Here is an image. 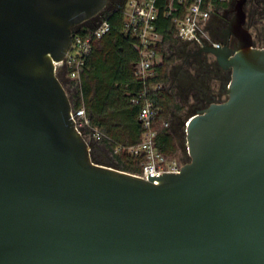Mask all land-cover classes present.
Wrapping results in <instances>:
<instances>
[{"label": "water", "instance_id": "1", "mask_svg": "<svg viewBox=\"0 0 264 264\" xmlns=\"http://www.w3.org/2000/svg\"><path fill=\"white\" fill-rule=\"evenodd\" d=\"M110 0H0V264H264V46L238 12L227 98L192 112L191 158L144 178L98 161L57 75Z\"/></svg>", "mask_w": 264, "mask_h": 264}, {"label": "trees", "instance_id": "2", "mask_svg": "<svg viewBox=\"0 0 264 264\" xmlns=\"http://www.w3.org/2000/svg\"><path fill=\"white\" fill-rule=\"evenodd\" d=\"M123 0H115L103 11V17H108L111 28L101 37H95L92 48L81 72V86L76 107L84 106L92 125L99 127L107 136L104 141L113 156L106 162L117 168L140 173L145 155H136L128 148L139 143L144 136L145 127L140 119V111L145 99L150 98L157 109L154 128L157 130L156 144L161 152L175 156L180 151V144L171 126L165 125L170 121L174 111H180L183 106L177 101L171 86L170 68L175 56L165 46L170 48L177 41L178 27L176 17H184L187 13V3L175 1L173 8L168 0H158L157 29L164 34L161 47L162 59L154 65L155 74L147 80L142 79L136 70L140 53L135 47V37L124 29ZM216 5H227L228 1L207 0ZM168 12H171L168 15ZM92 20V19H91ZM94 25L98 19H93ZM92 20V21H93ZM94 25L82 26L74 33L86 34ZM154 82H162L163 86L154 89ZM147 89L146 97L143 91ZM140 102H133V98ZM125 148L114 153L116 146Z\"/></svg>", "mask_w": 264, "mask_h": 264}, {"label": "built area", "instance_id": "3", "mask_svg": "<svg viewBox=\"0 0 264 264\" xmlns=\"http://www.w3.org/2000/svg\"><path fill=\"white\" fill-rule=\"evenodd\" d=\"M169 6L173 8L175 1L187 3V13L184 17H176L175 21L178 27L177 37L181 40L190 41L199 46L213 43L208 23L212 11L217 6L213 2L207 0H168ZM223 1V0H220ZM127 5L131 8L127 9ZM124 11V29L135 37V47L140 53V60L136 64L138 75L147 80L155 74L154 65L161 61V47L164 42V34L156 27L158 19V0H125L123 4ZM171 12H168V15ZM111 28L108 17H101L96 24L86 33L78 32L73 34L72 45L64 59L55 62L56 73L63 75L67 81H75L78 89L81 86V72L88 58L92 41L95 37H101ZM60 77V76H59ZM154 89L163 86L162 82H154L151 85ZM143 97L147 95V89L143 91ZM133 102H140V98H133ZM72 117L78 130L85 136L86 131L96 140H102L107 136L97 126L91 124L87 116L84 106L76 107L72 105ZM157 117V109L154 102L150 98H146L144 105L140 111V119L142 120L145 132L143 139L130 146L128 149L134 154L145 155L142 171L136 173L144 178L150 175L160 174L164 172H180L182 166L190 161V146L187 140L188 120L184 125V142L183 155L178 153L175 156H169L159 150L156 144L157 130L154 128V121ZM165 125L170 126V121H165ZM125 147L118 145L114 149V153L122 151ZM180 148L181 145H180Z\"/></svg>", "mask_w": 264, "mask_h": 264}, {"label": "flooded vegetation", "instance_id": "4", "mask_svg": "<svg viewBox=\"0 0 264 264\" xmlns=\"http://www.w3.org/2000/svg\"><path fill=\"white\" fill-rule=\"evenodd\" d=\"M110 0L108 6L111 2ZM227 5L219 4L212 11L208 30L212 42L219 45L227 43L235 48L240 40L227 36L233 20L238 12L240 0H226ZM244 27L248 28L257 47L264 46V0H244ZM215 44L210 43V47ZM180 49L183 51L181 61L174 62L170 68L172 89L181 101L183 108L174 111L175 131L183 124V120L192 112L204 109L212 103L221 102L227 98L226 86L230 81L232 70L224 68L216 56L206 49L190 41L182 40Z\"/></svg>", "mask_w": 264, "mask_h": 264}, {"label": "rangeland", "instance_id": "5", "mask_svg": "<svg viewBox=\"0 0 264 264\" xmlns=\"http://www.w3.org/2000/svg\"><path fill=\"white\" fill-rule=\"evenodd\" d=\"M124 2H125V0H123L121 4L123 5ZM130 8L131 7L129 5H127V9H130ZM104 10L106 11V8ZM103 11L99 15L95 16V19L99 20V18L103 17ZM91 19L93 20L94 17ZM91 19L87 20L82 26L85 25V26L91 27L92 25H94L95 21L94 20L92 21ZM181 41L182 40L178 38L177 41L173 44V46L171 48H170V44L165 46V48L171 54H173L175 56L174 62L181 61L182 56L184 54L183 51L180 49V42ZM59 76L62 79V81L64 82L66 90H67L69 96L71 97L72 105H74V101L77 99V96L79 94L78 93L79 89L77 87V84H75V81L65 80L62 74H60ZM170 83L172 84V76H171V82ZM177 101L181 103L179 97H177ZM176 122H177L176 116L174 114H172V117L170 118V126H171L172 130L175 132V134L178 138L179 144L182 147V148H180L179 153L180 154L182 153V155H183L182 149H183V142H184V125H181V127L177 131H175L173 123H176ZM85 137L91 143L93 154L98 161L106 162L109 157L113 156L112 152L110 151V148L108 147V145H106V143L104 141L94 139L87 131L85 133Z\"/></svg>", "mask_w": 264, "mask_h": 264}]
</instances>
